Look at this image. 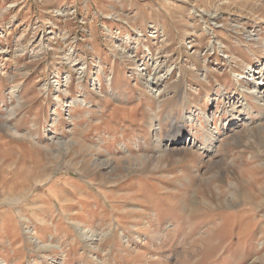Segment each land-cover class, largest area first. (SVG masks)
Listing matches in <instances>:
<instances>
[{"label": "rangeland", "instance_id": "obj_1", "mask_svg": "<svg viewBox=\"0 0 264 264\" xmlns=\"http://www.w3.org/2000/svg\"><path fill=\"white\" fill-rule=\"evenodd\" d=\"M263 77L264 0H0V264H264Z\"/></svg>", "mask_w": 264, "mask_h": 264}, {"label": "bare ground", "instance_id": "obj_2", "mask_svg": "<svg viewBox=\"0 0 264 264\" xmlns=\"http://www.w3.org/2000/svg\"><path fill=\"white\" fill-rule=\"evenodd\" d=\"M252 40V39H251ZM258 73V71H255V70H253L252 68H248L247 69V72H246V76H239L238 78V80H240V79H242V80H248V78L252 75L253 77H254V75L255 74H257ZM258 87H260V88H263L264 87V77L262 78V79H260L259 81H258V83L257 84H255V86H254V88H258ZM251 89L250 91H248V93L249 94H253L254 95V93H258V92H256L257 90L256 89ZM246 91V90H245ZM260 93V92H259ZM233 109V108H232ZM237 109V108H236ZM250 127V126H249ZM259 128V127H258ZM261 128V127H260ZM259 128V129H260ZM262 129V128H261ZM260 129V130H261ZM247 131V130H246ZM263 133H264V131H262ZM173 143V142H172ZM209 148V147H208ZM94 154H95V152H94ZM48 178V177H47Z\"/></svg>", "mask_w": 264, "mask_h": 264}]
</instances>
